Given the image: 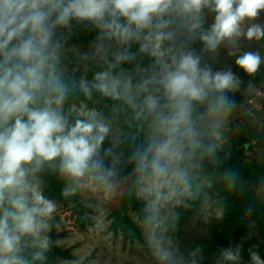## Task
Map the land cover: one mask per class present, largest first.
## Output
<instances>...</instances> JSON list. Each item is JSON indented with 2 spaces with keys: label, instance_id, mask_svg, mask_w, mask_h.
Returning a JSON list of instances; mask_svg holds the SVG:
<instances>
[{
  "label": "clouds",
  "instance_id": "obj_1",
  "mask_svg": "<svg viewBox=\"0 0 264 264\" xmlns=\"http://www.w3.org/2000/svg\"><path fill=\"white\" fill-rule=\"evenodd\" d=\"M205 8L216 13L207 31L202 28ZM260 10H264V0H0V264H28L18 255L21 237H38L46 226L44 218L55 211L39 185L29 182V174L34 176L46 162L59 158L62 173L84 176L90 162L92 168L100 166L92 157L109 131L95 110L81 109L78 114L86 118L74 125L63 114L70 88L58 68L57 27L73 19L87 20L101 29L102 36L123 43L136 40L141 52L157 57L158 71L136 85L137 96L147 93L142 104L132 94L131 79L111 72L135 54L117 55L108 71L96 74L92 87L113 99L123 97L139 109L138 117L145 111L155 114L163 138L137 155L139 168L150 179L142 191L155 193L160 201L174 195L165 196L161 189L173 180L186 179L178 167L184 149L199 146L194 102L202 103L215 93L219 95L210 111L224 108L228 104L224 93L239 83L230 70L213 72L202 65L201 57L189 47L191 40L198 38L206 50L215 51L225 39L264 38V26L241 29L245 18H256ZM185 35L189 40L178 43ZM261 62L256 52H245L235 61L249 75L257 72ZM79 87L91 95L86 81ZM239 251L237 246L222 255L236 261ZM157 252L162 260L167 258L164 249L158 247ZM42 258V252L34 254V259ZM251 258L254 264H264L254 252Z\"/></svg>",
  "mask_w": 264,
  "mask_h": 264
},
{
  "label": "rangeland",
  "instance_id": "obj_2",
  "mask_svg": "<svg viewBox=\"0 0 264 264\" xmlns=\"http://www.w3.org/2000/svg\"><path fill=\"white\" fill-rule=\"evenodd\" d=\"M213 14L211 9H203L202 21L211 24ZM253 24L264 26V10H260L254 19L245 18L241 23L242 31L246 32ZM84 28L95 33L94 40L59 41L60 70L82 72L95 66L105 54L120 55L128 49L129 42L123 43L116 38L102 36L101 29L92 22ZM168 44L166 41L165 46ZM241 49L261 56L263 44L260 39L248 40L241 35L231 40H223L215 51H211L206 50L202 42L199 47L201 64H207L213 72L230 70L235 74V68L239 67L235 61L243 55ZM156 60L157 57L154 59L153 69L145 79L158 71ZM218 95L214 93L208 100L216 101ZM147 115L148 132L144 146L149 149L163 137L157 129L154 116L149 113ZM99 120L109 129L104 150L99 151L98 148L92 157V161H99L100 166L92 168L90 162L84 176H69L80 187L81 198L78 202L69 201L66 194L49 198L43 190L41 180L28 176L29 182L38 184L42 195L55 205V211L44 218L46 226L40 230L38 237H21L18 255L27 260L28 264H221L218 246L214 247L209 262L205 263L202 259L203 248L198 247L197 242L215 236L230 218L231 200L224 186V177L216 176L198 210L183 221L181 232L175 241L168 220L174 209L187 203L185 193L189 188L186 184L196 174L194 165L186 161L184 155L178 162V167L185 173L186 179L173 180L161 192L165 196L169 193L174 195L169 199L156 201L155 193L147 194L142 191L150 183V179L143 173H115L122 163L130 160L129 154L120 150L121 135L127 120L119 116H102ZM201 120L207 134L216 138L219 148L244 149V168L239 174L240 186L244 196L264 203V143H260L255 136L264 125V82L250 84L244 91L242 101L235 104L231 111L223 114L207 113L201 115ZM134 196L139 198L137 203L145 204L152 221L146 220L137 212L133 204ZM242 202L243 221L247 228L244 238L260 245L264 253V227L259 214L244 199ZM123 203L125 215L128 217L124 224L119 221V211ZM80 211L91 223H81ZM134 227L140 232V236L135 234ZM45 244L46 246H42ZM51 244L69 250L71 257L55 255ZM158 247L167 253L166 259L160 258ZM38 251L42 252V259H34V254Z\"/></svg>",
  "mask_w": 264,
  "mask_h": 264
},
{
  "label": "trees",
  "instance_id": "obj_3",
  "mask_svg": "<svg viewBox=\"0 0 264 264\" xmlns=\"http://www.w3.org/2000/svg\"><path fill=\"white\" fill-rule=\"evenodd\" d=\"M215 15L216 13L214 12L211 24H205L202 21V28L204 31L210 29L215 21ZM120 22L126 23L124 18H121ZM89 23L90 21L87 20L78 21L73 19L69 22V25L57 27L56 38H59V41L83 39L94 40L95 33L86 31L84 28V26ZM146 31L147 30H145V33ZM195 35L198 37L199 33H196ZM187 40H189V37L186 35L182 42ZM260 40L263 44V50L260 56L262 62L259 69L256 73L249 75L240 67L235 68V76L238 78L239 83L232 89V91L229 90L224 93L228 98V104L226 107L210 111V108L215 105L216 101L207 99L202 103L194 102V119L196 121L199 146L194 149L186 147L184 153L185 160L194 165L196 174L191 177L186 184L189 188L185 193L187 203L174 209L168 220V226L173 239L176 241L181 232L183 221L192 212L198 210L204 199V195L210 191L211 183L216 180V176H223L224 186L227 188L231 200L230 218L224 225L223 229L215 236L207 237L197 242V246L203 248L202 259L205 263L209 262L215 246L220 248L221 264H254L251 258V253L253 252L260 257L261 261H264V253L261 246L244 238L247 228L243 221L242 199L248 202L247 204L252 210L258 212L259 219L262 221L264 227V203L256 198L244 196V191L240 186L239 174L244 168L243 159L245 157V151L242 147H233L231 149L219 148L217 146L216 138L207 134V130L201 120V115L207 113L223 114L231 111L235 104L242 101L244 91L250 84L264 82V38H261ZM201 44L202 41L197 38L191 40L189 47L194 49L196 54L199 55V47ZM140 46V42L136 40L129 41L126 52L129 54H135V58L121 61L115 68L111 69L113 75L123 74L131 79L133 85L132 94L138 104H142L144 95L147 93H141L137 96L136 85L142 83L146 75L153 69L155 59L150 52H141ZM245 52L244 49H241L242 54ZM116 56L117 55L111 53L105 54L95 66L85 69L82 72L74 70L64 72L59 69L63 74L64 82L70 88V91L63 102L62 112L68 119L69 125H74L77 119L86 118L85 116L78 114L81 109L86 112L95 110L98 113V120L102 116H119L125 118L127 123L122 131L120 150L127 152L130 156V160L122 163V165L116 169L115 173L116 175L143 173L145 177L149 178V173L139 168L140 157L137 155L138 152L143 153L148 150L144 146V139L148 132L147 112L145 111L138 117L137 112L139 109L133 108L123 97L113 99L111 96L104 95L92 87L96 82V74L108 71L109 64L116 63ZM82 80L87 82L91 91L90 96L85 95L84 91L79 87ZM72 85H75V88H73ZM73 108H75V111ZM152 115L154 116V122L157 123L155 114ZM255 136L260 143H264V125L261 131L256 133ZM105 145L106 136L99 147V151H103ZM150 156L151 153H149V157ZM29 175L41 180L46 196L51 199L65 194L66 190V196L69 201L76 203L81 198L80 187L77 185V182L69 177V175L61 172L59 158L51 163L46 162L42 166V169L35 173L34 176L31 173ZM137 200H139V198L134 196L133 204L137 209V212L146 220L152 221L150 212L145 208V204L143 202L139 204L137 203ZM79 216L82 224H84L85 221L89 222V220L84 217L82 211H80ZM127 219L128 217L125 215V207L123 203V206L119 211V221L124 224ZM134 230L135 234L140 236V232L136 227H134ZM237 246H239L240 250L239 259L236 261L226 260L222 255L223 251L229 248L235 250ZM51 248L53 253L57 256L66 258L71 257V254L67 249H61L58 245L54 244H51Z\"/></svg>",
  "mask_w": 264,
  "mask_h": 264
}]
</instances>
